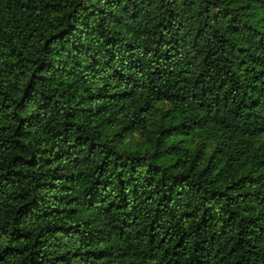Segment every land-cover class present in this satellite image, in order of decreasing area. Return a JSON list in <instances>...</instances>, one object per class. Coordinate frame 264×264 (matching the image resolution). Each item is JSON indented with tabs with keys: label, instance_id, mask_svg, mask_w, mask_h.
Segmentation results:
<instances>
[{
	"label": "trees",
	"instance_id": "1",
	"mask_svg": "<svg viewBox=\"0 0 264 264\" xmlns=\"http://www.w3.org/2000/svg\"><path fill=\"white\" fill-rule=\"evenodd\" d=\"M0 264H264V0H0Z\"/></svg>",
	"mask_w": 264,
	"mask_h": 264
},
{
	"label": "rangeland",
	"instance_id": "2",
	"mask_svg": "<svg viewBox=\"0 0 264 264\" xmlns=\"http://www.w3.org/2000/svg\"><path fill=\"white\" fill-rule=\"evenodd\" d=\"M119 144L129 149L136 148L141 150L150 146L148 140L136 132L127 135Z\"/></svg>",
	"mask_w": 264,
	"mask_h": 264
}]
</instances>
